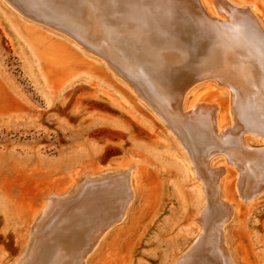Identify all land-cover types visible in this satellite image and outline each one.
<instances>
[{
  "label": "rangeland",
  "instance_id": "obj_1",
  "mask_svg": "<svg viewBox=\"0 0 264 264\" xmlns=\"http://www.w3.org/2000/svg\"><path fill=\"white\" fill-rule=\"evenodd\" d=\"M236 1L254 7L264 23V0ZM212 2H205L211 14ZM19 11L41 26L33 27L0 0V264H15L26 253L49 195L69 189L86 174L125 166L132 167L134 197L123 218L102 233L86 263L181 264L190 259L210 228L202 224L210 202L203 165L189 147L183 148L174 129L157 119L151 104L144 105L123 83L135 89L131 81L113 75L100 56L83 54L66 39L73 35ZM228 91L235 99L224 80L206 77L190 87L187 101L226 108ZM228 131L235 145L245 135L250 151L264 153L263 134ZM229 153H215L209 165L220 172L216 199L233 209L223 233L227 251L233 264H264V189L253 199L235 192V178L244 170ZM79 195L73 200L78 202ZM67 209L58 207L50 216L39 246L49 223L61 220ZM68 238L76 239V232Z\"/></svg>",
  "mask_w": 264,
  "mask_h": 264
},
{
  "label": "bare ground",
  "instance_id": "obj_2",
  "mask_svg": "<svg viewBox=\"0 0 264 264\" xmlns=\"http://www.w3.org/2000/svg\"><path fill=\"white\" fill-rule=\"evenodd\" d=\"M3 1L33 27L40 24L19 9L73 35L66 39L86 56H100L113 75L131 81L136 90L123 83L174 129L183 148L189 147L195 162L203 165L210 191L202 221L210 227L209 234L193 256L180 263L233 264L223 234L233 209L216 199L220 172L209 165L215 153L230 152L244 170L241 176L236 173L235 192L253 199L264 189V153L255 152L258 148L250 151L245 135L235 145L237 139L228 131L264 135V23L255 8L236 0H213L212 14L207 0ZM212 76L224 80L236 98L228 91L226 108L207 100L187 101L190 87ZM247 169L255 177L248 176ZM109 174L116 175L108 178ZM77 194L78 202L73 200ZM133 197L130 166L80 177L69 189L47 197L27 251L15 264H87L88 253L102 233L123 218ZM58 207L69 210L49 223L39 246L38 236ZM71 232H76L73 247ZM29 256L31 260L22 263Z\"/></svg>",
  "mask_w": 264,
  "mask_h": 264
}]
</instances>
